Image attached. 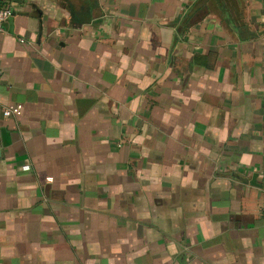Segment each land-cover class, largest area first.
I'll return each instance as SVG.
<instances>
[{"label": "crops", "instance_id": "obj_1", "mask_svg": "<svg viewBox=\"0 0 264 264\" xmlns=\"http://www.w3.org/2000/svg\"><path fill=\"white\" fill-rule=\"evenodd\" d=\"M0 0V264H264V0Z\"/></svg>", "mask_w": 264, "mask_h": 264}, {"label": "built area", "instance_id": "obj_2", "mask_svg": "<svg viewBox=\"0 0 264 264\" xmlns=\"http://www.w3.org/2000/svg\"><path fill=\"white\" fill-rule=\"evenodd\" d=\"M11 11L8 8H0V30L1 26L10 18ZM1 76V72H0ZM21 106H2L0 105V115L5 118H12L21 114ZM260 214L264 218V205L260 208Z\"/></svg>", "mask_w": 264, "mask_h": 264}, {"label": "trees", "instance_id": "obj_3", "mask_svg": "<svg viewBox=\"0 0 264 264\" xmlns=\"http://www.w3.org/2000/svg\"><path fill=\"white\" fill-rule=\"evenodd\" d=\"M227 5L230 8L232 6V4H237L239 5V1L238 0H227Z\"/></svg>", "mask_w": 264, "mask_h": 264}]
</instances>
